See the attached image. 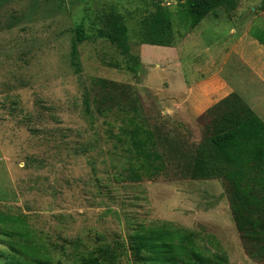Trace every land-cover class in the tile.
<instances>
[{"label":"rangeland","instance_id":"obj_1","mask_svg":"<svg viewBox=\"0 0 264 264\" xmlns=\"http://www.w3.org/2000/svg\"><path fill=\"white\" fill-rule=\"evenodd\" d=\"M150 1L0 0V215L20 219L18 227L49 252L50 264H72L75 242L88 252L121 242L127 249L129 235L138 225L151 222L193 231L209 255L218 243L227 264H264V257L256 255L257 247H264V235L260 241H243L232 220L227 182L191 176L193 158L202 146H209L213 116L218 118L221 110L205 113L191 124L165 117L138 86L147 68L131 74L120 44L94 36L105 14L119 12L128 27L131 51L139 53L136 34L140 19L154 9ZM157 1L172 12L187 80L194 75L184 68L202 63L208 52L240 36L230 32L232 26L264 40V0H239L231 11L218 8L216 15L209 13L186 32L183 0ZM230 16L236 19H214ZM79 24L88 36L78 44L81 78L69 56ZM140 52L154 67L152 81L159 77L177 81V76L156 67L172 59L174 52L156 47H140ZM133 63L129 59L128 66ZM227 63L239 70L235 78L225 66L223 75L235 85H247L248 68L234 54ZM82 81L94 110L92 118L83 110ZM124 85L139 97L136 116L130 108L134 95L126 94ZM130 117L154 132L155 149L162 155L161 170L151 177L144 174L140 181L130 177L142 160L128 151V137L121 133L130 126ZM10 226L13 223L0 222V264L11 255L8 240L1 235ZM116 264L137 263L127 250Z\"/></svg>","mask_w":264,"mask_h":264},{"label":"trees","instance_id":"obj_2","mask_svg":"<svg viewBox=\"0 0 264 264\" xmlns=\"http://www.w3.org/2000/svg\"><path fill=\"white\" fill-rule=\"evenodd\" d=\"M86 1V0H78ZM153 11L140 19L138 33L139 44L173 46L176 36L171 20L172 12L157 0H151ZM239 0H183L184 15L187 20L185 32L195 27L207 14L216 15L218 8L234 10ZM84 26L74 28V38L70 46V65L74 72L82 77L78 54V44L88 38L83 33ZM97 38L108 39L120 44L127 50L129 41L128 27L119 12H109L103 16V26L94 34ZM179 34L178 38L182 37ZM260 44L264 40L258 38ZM103 83L115 81L96 79ZM129 96L134 95L135 102L130 104L131 112L136 116L140 111L139 97L130 85ZM81 98L86 115L94 117L88 90L82 81ZM97 111L101 109L97 106ZM221 110L219 117L213 116V131L209 146H202L199 155L193 158L191 176L193 179L223 178L227 182L229 208L236 230L244 240H262L264 235V123L241 102L238 96L231 94L208 112ZM130 112V113H131ZM207 112V113H208ZM129 118L130 126L122 128L121 133L128 137L130 148L135 157L141 159L139 168L131 171L130 179L140 181L144 174L151 177L162 168V155L155 149L154 132L143 123ZM160 162V163H158ZM1 224L11 222L10 229L1 232L8 240L11 255L3 264H50L51 256L38 243L23 233L18 218L0 215ZM14 223L17 224L14 226ZM198 237L184 227L170 222H151L140 224L128 237L127 249L123 242L114 248H98L90 252L81 250V243L73 244L75 254L72 264H116L127 250L137 264H227L226 253L216 243L215 252L207 254L198 244ZM256 255L264 257V247L258 246ZM250 253V252H249ZM253 255V253H250Z\"/></svg>","mask_w":264,"mask_h":264},{"label":"crops","instance_id":"obj_3","mask_svg":"<svg viewBox=\"0 0 264 264\" xmlns=\"http://www.w3.org/2000/svg\"><path fill=\"white\" fill-rule=\"evenodd\" d=\"M214 19L232 21L236 17ZM241 31L238 32L232 26L230 32L240 35L233 43L232 41L228 44L223 42L220 44V50L208 52L209 54L202 63L198 65L189 64L184 68L194 75L192 80L184 78L185 75H183L184 72L181 69L183 64H181L182 61L178 55L176 43L173 46L139 44L140 47L144 48L156 47L159 50L174 52L172 59H165L162 66L159 63L156 66L164 72L167 71L169 74L177 76V81L174 83L160 77L152 81L151 73L154 67H149L150 64L143 60L140 47L139 53L134 54L128 42L127 50L123 51L122 57L125 60L126 69L133 75L139 74L142 68H147L145 70L147 76L143 84H138V86L140 89L145 90V94L150 96L157 107L162 109L161 112L165 117L184 124H191L195 119H201L205 113L223 99L235 94L264 123V46L255 38L249 36L248 30L245 28H242ZM231 54H234L238 62L248 68L250 79L247 85L244 82L235 85L231 78L223 75L224 67L227 66L229 74L235 78L237 76L236 71L239 68L236 65L231 66L227 63L231 58ZM129 59L134 61L132 68L128 66Z\"/></svg>","mask_w":264,"mask_h":264}]
</instances>
